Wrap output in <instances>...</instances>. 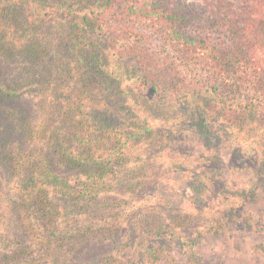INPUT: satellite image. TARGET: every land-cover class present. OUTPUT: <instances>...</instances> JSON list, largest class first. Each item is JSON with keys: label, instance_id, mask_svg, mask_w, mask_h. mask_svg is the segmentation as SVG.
Returning a JSON list of instances; mask_svg holds the SVG:
<instances>
[{"label": "trees", "instance_id": "obj_1", "mask_svg": "<svg viewBox=\"0 0 264 264\" xmlns=\"http://www.w3.org/2000/svg\"><path fill=\"white\" fill-rule=\"evenodd\" d=\"M197 1L0 0V64L15 60L17 69L10 86L0 84V101L38 84L60 110L57 121L23 116L27 147L13 159L0 155L18 224L32 212L51 223L60 211L54 195L82 208L112 188L126 142L136 140L124 139L136 136L133 123L111 112L108 93L126 59L169 102L264 146V0ZM145 31L164 56L142 45Z\"/></svg>", "mask_w": 264, "mask_h": 264}, {"label": "rangeland", "instance_id": "obj_2", "mask_svg": "<svg viewBox=\"0 0 264 264\" xmlns=\"http://www.w3.org/2000/svg\"><path fill=\"white\" fill-rule=\"evenodd\" d=\"M142 45L160 57L167 52L148 31ZM15 63L0 64L3 89L14 79ZM132 64L119 63V87L108 93L111 112L133 123L136 136L124 139L137 143L126 142L127 157L98 200L77 208L54 195L60 211L51 223L32 212L20 225L0 166L3 264H264L263 143L189 112L180 99L169 102L164 88L153 90ZM17 93L0 101V155L12 159L27 147L23 116L46 113L57 121L60 112L43 85L24 84Z\"/></svg>", "mask_w": 264, "mask_h": 264}]
</instances>
